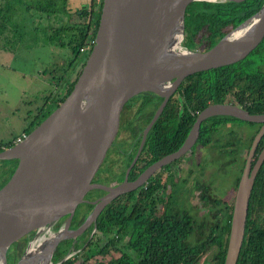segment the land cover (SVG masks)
Segmentation results:
<instances>
[{
  "label": "water",
  "instance_id": "water-1",
  "mask_svg": "<svg viewBox=\"0 0 264 264\" xmlns=\"http://www.w3.org/2000/svg\"><path fill=\"white\" fill-rule=\"evenodd\" d=\"M194 1L103 0L93 46L72 91L22 140L0 151V161L18 160L14 171L0 182V264H8L11 245L33 231L35 235L16 264H53L52 258L62 241L83 233L118 194L141 185L152 170L173 158L172 155L161 159L151 171L129 180L148 130L181 81L197 72L239 62L263 41L264 2L253 16L211 49L186 48V11ZM237 33L241 34L238 39H231ZM173 78L175 81L146 129L124 182L114 187L95 181L105 159L129 131L147 97ZM213 114L264 123V114L226 102L206 107L198 123ZM263 134L264 125L253 150ZM251 162L249 158L237 187L224 264L238 262L250 198L264 163V149L253 168ZM94 189L108 193L91 200L88 193ZM85 202L95 207L84 225L70 228ZM58 223L66 225L41 238Z\"/></svg>",
  "mask_w": 264,
  "mask_h": 264
},
{
  "label": "flooded vegetation",
  "instance_id": "flooded-vegetation-1",
  "mask_svg": "<svg viewBox=\"0 0 264 264\" xmlns=\"http://www.w3.org/2000/svg\"><path fill=\"white\" fill-rule=\"evenodd\" d=\"M244 1L246 0H196L192 2L186 11L184 46L194 50H209L229 36L231 31L242 25L260 9L237 23L236 21L240 18V9L229 7L194 9L191 7L193 4L198 2L211 4L240 3ZM256 2V4H263L264 0H257ZM191 23L196 24L194 31L191 30ZM240 35V33H237L231 39H238ZM263 42L264 39L260 45ZM222 67L225 66L218 68ZM259 68L264 72L263 63ZM190 76L185 77L173 91L162 113L148 130L141 153L130 170L129 180L134 181L143 172L151 171V167L159 160L172 155L173 158L166 164L152 170L154 172L141 185H133L128 191L118 194L103 208L97 220L87 226L83 233L66 239L70 240L71 243L67 244L70 245V249L64 256V260L79 255L93 237L99 240L102 238L107 240V233L99 228L102 224V217L107 214L106 210H119V206L122 205L129 208V214L131 215L134 211L133 206L137 204L138 198L143 194L144 199L141 210L143 211L145 223L142 232L135 234L133 226H130L131 229L128 230V233L121 234L120 226L116 225L113 231L109 233L115 239V249L112 251L117 252L116 250L125 248L136 259L140 254L135 251L133 240L142 236L144 237L142 240L144 242L142 245L143 255L151 257V251L164 248V242H155V239L166 236V234L159 231V224L173 225L172 223L175 222L178 223L175 228L177 233L189 226L191 228L189 231H184L182 242L184 246H188L185 252L190 251L189 255L198 256L194 264H217L219 262L223 247L220 245L219 239L214 241V236H218L220 233L225 236L228 232L223 227L230 220V203H233L234 206L237 187L247 167V162L250 158L253 168L264 149L263 134L253 150L255 138L264 123L246 121L227 114H213L198 123V117L202 111L216 103H233L244 109L247 108L242 106L225 89H222V92L226 93L225 99H210L202 109L195 108V105H190L187 102L188 98L183 93L184 89H181L182 85L190 82ZM174 81L175 78L166 82L147 97L129 131L119 140L105 159L95 176V181L107 182L114 187H118L124 182L128 167L136 157L142 144L145 131L164 102L165 94ZM194 99H197V97L194 96ZM172 100H174L173 109L177 111L176 120L165 118L160 120ZM127 160L129 162L124 166ZM133 171L138 172V175L134 177ZM228 171H232V173ZM107 193L103 189H94L88 193V197L91 200H97ZM94 207L95 205L89 202L81 204L70 228H78L84 225ZM218 222L220 223L219 226H217ZM58 224L53 225L44 232L41 238L66 225V223ZM185 224L188 226L187 228L184 227ZM230 227L228 235L230 234ZM164 232L168 234L172 231L170 229ZM35 233L36 231H33L11 245L8 251V264H10L11 259L12 261L14 258L16 260L19 253L20 256L22 255ZM172 234L173 237L176 235L175 233ZM168 236L171 237V234ZM221 241L225 242L224 239H221ZM23 243H26L24 247ZM58 247L52 258L53 264H57L54 258L57 255ZM115 254L120 255L119 252ZM81 259L79 257L77 263L81 262ZM145 262L148 264L149 259H145Z\"/></svg>",
  "mask_w": 264,
  "mask_h": 264
},
{
  "label": "trees",
  "instance_id": "trees-1",
  "mask_svg": "<svg viewBox=\"0 0 264 264\" xmlns=\"http://www.w3.org/2000/svg\"><path fill=\"white\" fill-rule=\"evenodd\" d=\"M48 1L49 2L43 7L44 11L67 14V0ZM256 1L257 0H246L240 3L226 2L217 4L198 2L191 7L194 9L205 7H229L240 9V18L236 21L239 23L243 18L250 16L260 8L262 3L256 4ZM50 6H52L53 9H51ZM102 6L103 0H90L87 5L76 11V17L80 19L79 22L71 23L69 20L66 25L57 28L53 27V34L50 35L53 44L60 47H67L70 50V56L66 63L63 61L60 75L54 76V74H57V69L54 71L53 75H51L52 81L55 83V89L52 88L50 97L48 96L46 98L36 114L31 116L32 114L29 113V124L23 129L22 133L28 134L31 132L61 102H63L72 91L78 75L84 67L86 56L93 46V41L99 27ZM195 27L196 24L194 25L191 23V30L194 31ZM65 35H67V41L64 39ZM262 63L264 64V42L258 49L253 51L247 59L236 62L233 65L191 75L189 77L190 82H186V84L182 85L181 89H184L183 93L188 98L187 102L190 105H195V108L198 109H202L210 99H225L226 93L222 92V89H225L226 92L231 94L242 106L246 107L251 112L264 113V72L259 70ZM44 73L45 75L47 74L45 70ZM194 96H196L197 99H194ZM173 101L174 100L166 107L160 120L163 118L176 120L177 111L173 109ZM15 142L16 139H12L8 142L1 141L0 151L13 146ZM262 143H264V138ZM0 162H7L6 167H4L7 176L14 171L18 164L17 159ZM133 172L134 177L138 175V172ZM143 199V194H141L137 204L133 206L134 211L131 215L129 214V208L123 207L122 205L119 206V210H106L107 214L102 217V224L99 228L107 233V240L103 238L99 240L93 237L92 240L89 241L87 247L85 246L81 253H79L80 256L76 255L68 260H64V256L70 249V245L68 246L67 244L71 243L70 240H65L58 247V252L54 260L57 264H146L145 259H149L148 264H159L160 262L162 264H194L198 256L193 257L189 255L190 251L185 252L188 246H184L182 242L184 231H189L191 228L185 224L184 227L188 228L185 230L183 229V231L181 229L177 233L175 228L178 223L175 222L172 223L174 226L170 224H159V231L166 234V236L155 239V242H164V248L162 250L155 249L151 251V257L143 255L142 245L144 242L142 240L144 237L142 236L133 240L134 249L140 254L139 257L136 258L138 261L132 257L125 248L116 250L117 252L112 251L115 249V239L111 237L109 233L113 231L116 225L120 226L119 230L121 234L128 233V230L131 229L130 226H133L135 234L142 232V227L145 223L142 214L143 211L141 210ZM229 210L231 211L229 214L230 220L223 227L225 230H228V232L231 225L230 221L232 218L233 203H230ZM219 225L220 223L218 222L217 226ZM170 229L172 232L168 234L164 232ZM228 232L225 236H223L222 233L218 236H214V241L219 239L220 245L223 247L219 256L220 260L217 264H224L226 246L228 244ZM172 233L176 235L173 237ZM169 234H171V237L168 236ZM221 239H224L225 242L221 241ZM25 245L26 243H23V247ZM118 252L120 255L115 254H118ZM19 256L20 253L16 256V260ZM79 257L82 259L81 262L77 263ZM237 264H264V163L257 175L250 198L245 238Z\"/></svg>",
  "mask_w": 264,
  "mask_h": 264
},
{
  "label": "rangeland",
  "instance_id": "rangeland-1",
  "mask_svg": "<svg viewBox=\"0 0 264 264\" xmlns=\"http://www.w3.org/2000/svg\"><path fill=\"white\" fill-rule=\"evenodd\" d=\"M27 1L15 0L12 2L16 7L14 15L17 16L15 17L12 11L0 12L3 22L6 24L8 22L14 23L15 28L19 26L12 32L16 35V40L12 45L15 44L14 47L18 52L17 59L13 63H7V66L1 67L0 65V142L12 140L13 137L20 134L28 126L29 113L32 114L31 116L36 114L46 98L50 97L55 84L51 75L56 69L57 74H54V76L60 75L63 61L66 63L70 56V50L67 47L53 44L50 37L53 33L51 32L52 30L49 31L53 28L48 30L47 22L51 21L47 20L44 10L38 11L37 22L34 20V14L32 16L26 14L24 6ZM81 4H86V1H81ZM32 12L34 13L35 10H32ZM68 15L63 14L62 18L59 15L56 16L59 19L56 22L54 21V26L66 25L68 23L66 19ZM28 19L35 23L34 28L31 27V24H28ZM79 21L80 19L76 15L70 18L71 23ZM5 34L8 33L5 32ZM66 36L64 37L65 41H67ZM11 67L15 68L16 71L11 70ZM36 69L37 72L42 71V73L38 74V77L33 74ZM44 70L47 72L46 75ZM128 162L129 160L124 163V166ZM6 165L7 162H0V182L9 176L6 175L7 173L4 169ZM228 172L232 173V171ZM10 264H16L15 258L13 261L11 259Z\"/></svg>",
  "mask_w": 264,
  "mask_h": 264
},
{
  "label": "crops",
  "instance_id": "crops-1",
  "mask_svg": "<svg viewBox=\"0 0 264 264\" xmlns=\"http://www.w3.org/2000/svg\"><path fill=\"white\" fill-rule=\"evenodd\" d=\"M14 1L15 0H0V12L2 13V11H6V12L12 11L13 12L12 14L14 15L15 14L14 11L16 10L14 3H12ZM81 1H83V0H67V2H66L67 14H69V15L71 14L70 16L68 15L66 17L67 21L70 20L71 16L76 15V11H78L83 6L87 5L90 0H85L86 4H81ZM47 2H49V1L48 0H28L24 6V9L26 10V14L28 16L29 15L32 16L34 14V16H35L34 20L37 22L38 11L44 10L43 7ZM50 8L53 9L52 6H50ZM32 10H35V12L33 13ZM44 12H46L47 20L51 21V22H47L48 30L50 28H53L54 23L59 19V18H56V16L59 15L62 18V15L66 14V13L57 14V13L47 12V11H44ZM15 16H17V15H14V17ZM36 16H37V20H36ZM41 16L44 17L43 15H41ZM1 17H0V58H2V60H0V65H1V67H3L5 65L7 66V63H13L17 59L18 52L16 51V49L14 47L15 44L12 45V43L16 40V35L13 34L12 32H14L17 29V27H19V26H17L15 28L14 23L11 24V22H8V24H6L5 22L2 21ZM28 22H29L28 24H31V27H33V28L35 27V23L31 19H28ZM58 26H54V27L57 28ZM51 30L52 29H50L49 31H51ZM5 32L8 34H5ZM10 69L13 71H16L15 68L11 67ZM40 73H42V71L37 72V69L33 72V74L37 77H38V74H40ZM22 132L20 134H18L17 136L13 137L12 139H17L18 136L23 134Z\"/></svg>",
  "mask_w": 264,
  "mask_h": 264
},
{
  "label": "built area",
  "instance_id": "built-area-1",
  "mask_svg": "<svg viewBox=\"0 0 264 264\" xmlns=\"http://www.w3.org/2000/svg\"><path fill=\"white\" fill-rule=\"evenodd\" d=\"M93 43H94V41H93ZM25 136H26V134L23 133L22 135L18 136V138L16 139V141L22 140Z\"/></svg>",
  "mask_w": 264,
  "mask_h": 264
}]
</instances>
